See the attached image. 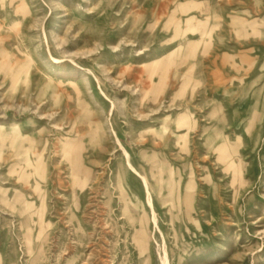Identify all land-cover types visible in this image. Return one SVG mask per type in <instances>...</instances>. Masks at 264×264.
I'll return each instance as SVG.
<instances>
[{"label": "rangeland", "instance_id": "374dc122", "mask_svg": "<svg viewBox=\"0 0 264 264\" xmlns=\"http://www.w3.org/2000/svg\"><path fill=\"white\" fill-rule=\"evenodd\" d=\"M164 242L264 264V0H0V264Z\"/></svg>", "mask_w": 264, "mask_h": 264}, {"label": "bare ground", "instance_id": "6f19581e", "mask_svg": "<svg viewBox=\"0 0 264 264\" xmlns=\"http://www.w3.org/2000/svg\"><path fill=\"white\" fill-rule=\"evenodd\" d=\"M119 143H120V141H119ZM120 145H121V144H120ZM121 146H122V145H121ZM124 154H125V156H126V158H127V168H128L127 170H128V171L133 170V171L139 173V172L134 168V166H132V163H131V161H130V154H129L126 150H124ZM141 177H143L144 182H145V186H146V188H147V191L150 193V191L152 190V188H151V185H150L148 179H147L143 174H141ZM148 204H149V206L151 207V210H152L153 215H154V218H153L154 224H155L156 227L158 228V220H157V217H156L155 207H154V204L152 203V199H151L150 196H148ZM138 245H139V247L141 248V250H144V249H145V240L143 239V237H140V236H139V238H138ZM163 253H164V255H163V257H162V262H163V264H171L169 251H168L167 248H166V243H165V242H164Z\"/></svg>", "mask_w": 264, "mask_h": 264}]
</instances>
